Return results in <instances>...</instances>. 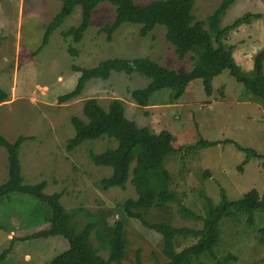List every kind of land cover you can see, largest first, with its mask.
<instances>
[{
    "label": "rangeland",
    "instance_id": "374dc122",
    "mask_svg": "<svg viewBox=\"0 0 264 264\" xmlns=\"http://www.w3.org/2000/svg\"><path fill=\"white\" fill-rule=\"evenodd\" d=\"M134 1L144 5L153 0ZM218 3L219 0H195L193 17L204 20ZM60 8L61 3L56 0L0 2V89L8 95L0 103V135L9 142L19 136L32 138L23 142L19 150L23 184L44 181L45 194L62 192L61 205L73 214L77 230L89 222L97 223L101 215H106L108 224L119 221L123 225L126 247L120 264H136L137 254L142 264H163L166 258L162 252V236L123 211L124 201L136 197L129 181L123 189L99 187V181L110 176L112 169L94 166L88 154L113 148L114 142L106 138L88 140L67 152L65 143L74 135L70 119L76 116L85 120L82 104L87 98H96L104 109L110 100L118 98L124 103L128 120L148 127L153 133L168 131L173 148L195 145L199 140L215 142L213 146L199 147L183 156L168 157L164 165L172 177L170 187L181 205L202 215L205 202L200 191L213 205L220 202L221 190L228 201L239 200L252 189L264 193V162L250 158L237 148L264 155V109L260 100L227 71L212 79L211 95L204 93L201 80L197 79L174 103L169 99L172 91L162 89L151 94L146 108L138 107L129 92L144 88L147 81L137 74L128 77L113 73L109 80L89 81L76 99L57 104L59 96L74 88L78 73L71 70L72 64L90 68L108 58L147 57L176 72H186L192 67L189 54L182 60L174 55L162 26H155L147 37L140 38L139 26L123 24L113 34L112 41L106 42L105 35L98 33L114 16L113 7L106 2L93 10L80 43L73 44L70 38L61 36L62 30L79 23L81 10L76 7L51 33L48 44L35 53L46 25ZM246 12L259 13L262 17L230 32L228 42L234 46L232 54L236 61L248 71L246 66L252 65L255 55L264 50V0H234L221 26ZM210 34L213 36L214 32ZM70 44L78 50L74 59L67 53ZM6 164V153L0 147V184L7 177ZM49 211L27 195L14 193L0 198V264H49L68 249L67 241L60 236L11 244L13 236L24 237L47 228ZM136 212L149 223L163 222L195 230L202 226L201 221L181 217L177 203ZM218 228L219 241L213 256L204 253L194 264H217L215 258L221 260L227 254L236 256V260L221 261V264H264V212H255L250 226L243 217L237 222L223 218ZM11 230L12 237L6 240ZM89 240L97 254L106 259L108 252L100 248L94 232ZM177 242L181 249L193 241L188 238Z\"/></svg>",
    "mask_w": 264,
    "mask_h": 264
},
{
    "label": "trees",
    "instance_id": "16d2710c",
    "mask_svg": "<svg viewBox=\"0 0 264 264\" xmlns=\"http://www.w3.org/2000/svg\"><path fill=\"white\" fill-rule=\"evenodd\" d=\"M2 0H0L1 2ZM61 3L59 12L46 25L42 40L35 53H38L48 44L53 31L61 26L64 19L76 7H80V19L76 26L61 31L63 39L70 38L73 44L82 41L83 35L89 26L93 10L98 4L106 2L113 7L114 16L110 23L103 25L99 34L105 35L106 42H111L113 34L123 25H137L138 36L147 37L155 26L165 29L164 38L173 47V53L178 60L190 55L192 67L186 72H176L161 66L158 62L144 58H108L90 68L71 65V70L78 73L74 88L59 96L57 104H65L79 97L85 85L91 80H109L113 73L125 74L130 77L139 75L147 81L142 89L130 91L131 100L138 106L145 108L151 94L162 89H170L171 103L176 102L194 80H201L204 93L211 95V81L214 77L227 71L237 83L252 96L260 100L264 109V50L259 51L252 60V68L245 71L235 63L232 52L234 46L228 42L230 32L242 25H248L252 20L262 17L259 13L246 12L229 23L221 26L226 11L234 0H219L216 8L204 20H195L192 9L195 0H153L147 4H138L134 0H56ZM210 32H214L212 36ZM67 53L73 59L78 56V50L71 44ZM8 95L0 89V103ZM82 114L85 120L72 117L70 124L74 135L65 143V150L71 152L84 141L106 138L113 141L115 147L95 154L90 151L88 156L94 166L110 167V176L99 181L102 190L118 187L124 188L129 181L136 197L126 199L122 208L126 216L136 218L150 230L160 234L163 239V255L166 262L163 264H194L200 255L208 253L213 256V249L219 241V222L227 218L237 222L241 217L252 225L253 214L264 212V193L259 194L252 189L246 192L241 199L228 201L220 191L221 200L213 205L208 197L200 191L204 199L203 214L198 215L183 207L179 198L171 189L172 177L165 169V164L171 156L188 153L199 147H210L216 144L199 140L195 145H183L178 148L171 146L172 136L166 131L153 133L146 126H138L124 115V103L120 99H112L104 109L96 98H87L82 104ZM31 137L19 136L13 142L7 141L0 135V147L6 153V180L0 184V198L11 194L27 195L49 208L48 227L24 237H14L15 241L28 239L48 238L60 236L68 243V249L55 256L49 264H120L124 256L126 240L123 237V225L119 221L112 224L106 222V215L100 220L85 224L80 230L73 224V214L66 211L61 205L62 192L45 194L46 183L41 181L34 185L23 184L21 166L19 162L20 146ZM229 142V141H226ZM251 158H258L264 162V155H258L252 150L242 149ZM169 157V158H168ZM247 161V159H246ZM244 161V163L246 162ZM204 174L208 175V172ZM170 203H177L181 217L201 221L200 229L185 227L176 228L166 223H149L136 210L151 207H161ZM262 230V229H261ZM95 234L96 241L102 250L108 252L104 259L92 247L89 237ZM191 239L193 242L178 249V239ZM178 249V250H177ZM10 247L3 252L5 257ZM217 264L236 260V256L227 254ZM136 264H142L136 255Z\"/></svg>",
    "mask_w": 264,
    "mask_h": 264
},
{
    "label": "crops",
    "instance_id": "0c3cea01",
    "mask_svg": "<svg viewBox=\"0 0 264 264\" xmlns=\"http://www.w3.org/2000/svg\"><path fill=\"white\" fill-rule=\"evenodd\" d=\"M233 57H234V60H235V62L237 63V65H239L241 68L243 67V66H241L237 61H236V58H235V55H233ZM246 68H247V70H250L251 68H252V65H248V66H246ZM91 82V81H90ZM145 87V86H144ZM142 89V88H141ZM116 99H118V98H116ZM146 108V107H145ZM40 231V230H39ZM11 234H13V232H12V230L11 231H9V232H7V235H6V240H8V239H11V237L12 236H10ZM15 235V234H14ZM13 238H14V236H13Z\"/></svg>",
    "mask_w": 264,
    "mask_h": 264
}]
</instances>
